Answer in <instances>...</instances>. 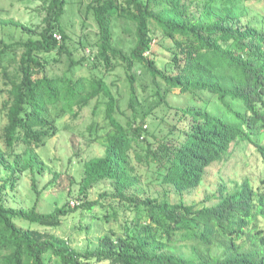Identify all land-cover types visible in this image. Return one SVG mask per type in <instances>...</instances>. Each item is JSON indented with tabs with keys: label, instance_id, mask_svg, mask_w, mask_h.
I'll use <instances>...</instances> for the list:
<instances>
[{
	"label": "trees",
	"instance_id": "1",
	"mask_svg": "<svg viewBox=\"0 0 264 264\" xmlns=\"http://www.w3.org/2000/svg\"><path fill=\"white\" fill-rule=\"evenodd\" d=\"M43 1L37 28L9 20L19 35L0 38L9 87L0 264H264V14L252 9L262 0H89L97 40L81 35L78 46L61 23L66 0ZM120 19L131 26L122 41ZM88 107L81 134L102 153L82 160L74 206L41 211L46 186L37 181L50 166L38 149L74 131L62 120ZM248 145L241 175L222 176ZM213 164L221 166L206 183ZM53 174L58 188L62 174ZM25 175L30 206L16 203ZM67 215L63 237L51 229Z\"/></svg>",
	"mask_w": 264,
	"mask_h": 264
},
{
	"label": "rangeland",
	"instance_id": "2",
	"mask_svg": "<svg viewBox=\"0 0 264 264\" xmlns=\"http://www.w3.org/2000/svg\"><path fill=\"white\" fill-rule=\"evenodd\" d=\"M89 0H66L65 7L61 15V23L70 36V43L72 46H78L77 40L79 36L84 35L87 40L94 43L97 40L98 28L93 20L92 15L86 14V4ZM44 1L43 0H0V38H3L6 42H9L10 35L18 37L19 33L15 31L9 20H14L22 24L31 26L32 28H37L41 24L42 17L44 15L43 10ZM252 9L257 12L258 15L264 14V0L260 2H255L252 4ZM116 32L118 34L119 40H126L130 35L128 31L123 32L124 27L130 28L131 26L125 23L123 19L117 21ZM167 44V43H166ZM152 51H154L157 56H164L165 51L159 45L158 41L152 43ZM7 64V62H6ZM15 64H10V70H13ZM79 71V70H78ZM82 72V71H81ZM117 73L123 75L121 69H117ZM113 78L111 75L108 79ZM5 80L0 76V134L2 126L6 121V116L4 109L2 108L3 102L8 97V86L4 83ZM121 82L119 85L121 86ZM177 91V89H176ZM169 101L172 104L177 105L179 101L176 98L170 97ZM187 100L184 98L183 103L186 104ZM160 113L158 112V117ZM93 115H91V107L83 109L80 116L76 119L66 116L62 122L71 124L74 131L61 130L57 135L53 136L48 140L46 146L39 148L38 151L42 156L48 160L47 163L50 166L44 171L42 176L38 177L37 185L38 189H42L45 185V189L40 193L37 202L36 195L31 192V178L30 175L23 176L20 189L16 192V203H22L25 206H30L36 202V206L41 211H49L56 206H62L65 202H69L70 206L72 200H77V189L78 182L80 180L81 174V162L90 156L100 155L102 153V146L98 141H90L88 137L81 134L84 132L86 134L87 125L91 122ZM98 123L102 125L104 118L101 113L95 116ZM156 121H159L156 120ZM147 127H150V122L146 123ZM264 142V137L262 138ZM248 151L246 155L242 153H235L232 159L226 163L223 167L222 176H232L237 170L238 174L242 172L241 164L243 159L248 160L253 158L251 153L252 145H248ZM70 158V160H69ZM251 162V161H250ZM221 166V164H220ZM219 166V167H220ZM223 166V165H222ZM218 165L213 164L210 168V178L206 183H212L216 179ZM257 175L259 174L260 166L256 167ZM53 171H59L62 174V183L56 188V184L52 182L48 183L54 176ZM241 175V174H240ZM200 196H202L201 193ZM97 197V192L95 189L91 191V199ZM100 208L96 207L95 210ZM74 222V219H70V216L63 218V224L61 228L51 229L54 233L65 236L64 232L69 229V225ZM40 228L39 226H36ZM96 236V233L95 235Z\"/></svg>",
	"mask_w": 264,
	"mask_h": 264
},
{
	"label": "built area",
	"instance_id": "3",
	"mask_svg": "<svg viewBox=\"0 0 264 264\" xmlns=\"http://www.w3.org/2000/svg\"><path fill=\"white\" fill-rule=\"evenodd\" d=\"M55 37H56L57 39H60V35H59V34H56ZM75 204H76V201H75V200H72V201H71V205L74 206Z\"/></svg>",
	"mask_w": 264,
	"mask_h": 264
}]
</instances>
